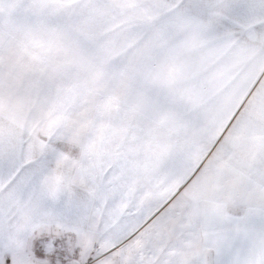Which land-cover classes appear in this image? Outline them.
Masks as SVG:
<instances>
[{
    "label": "snow or ice",
    "instance_id": "1",
    "mask_svg": "<svg viewBox=\"0 0 264 264\" xmlns=\"http://www.w3.org/2000/svg\"><path fill=\"white\" fill-rule=\"evenodd\" d=\"M0 264H264V0H0Z\"/></svg>",
    "mask_w": 264,
    "mask_h": 264
}]
</instances>
